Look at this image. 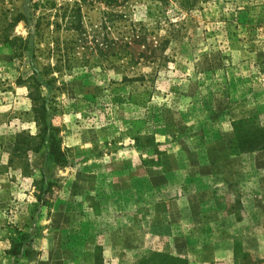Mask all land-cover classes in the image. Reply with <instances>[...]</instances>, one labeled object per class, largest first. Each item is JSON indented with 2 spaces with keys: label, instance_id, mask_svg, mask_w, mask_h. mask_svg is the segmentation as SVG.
Returning a JSON list of instances; mask_svg holds the SVG:
<instances>
[{
  "label": "rangeland",
  "instance_id": "rangeland-1",
  "mask_svg": "<svg viewBox=\"0 0 264 264\" xmlns=\"http://www.w3.org/2000/svg\"><path fill=\"white\" fill-rule=\"evenodd\" d=\"M84 2L0 0V264H264V0Z\"/></svg>",
  "mask_w": 264,
  "mask_h": 264
},
{
  "label": "trees",
  "instance_id": "trees-1",
  "mask_svg": "<svg viewBox=\"0 0 264 264\" xmlns=\"http://www.w3.org/2000/svg\"><path fill=\"white\" fill-rule=\"evenodd\" d=\"M86 2V0H84ZM102 1V4L105 5L107 9L113 10L117 9L119 7L124 6L125 3H128L130 0H100ZM145 1H155L158 6V11L160 17L164 16H172L173 18H167L165 17V23L172 27L171 31L169 32L172 38H177V36H186L189 38V30L193 27V36H196L198 25L196 24L194 16L197 15L198 11L201 9L197 7L198 3H204L206 0H175L178 4V8L173 5L172 12L168 13V5L170 6V0H145ZM84 2V3H85ZM74 7H69V10L65 11L62 22L64 24V28L67 32H70L73 34L72 38H74L77 42H83L84 40H80L82 38V35H86L87 32L83 28L82 23V9L79 3L75 2L73 5ZM164 8V9H163ZM193 15V18H192ZM118 18V16H115ZM193 19V23H192ZM175 20V22H174ZM226 22V21H225ZM162 23H157V29L160 30ZM56 28H59L61 25L56 24ZM157 31V30H156ZM255 31V27L252 26V32ZM158 32V31H157ZM156 32L155 30L150 31L145 26H140L137 28L136 26H131V29L128 32H120L119 38L117 40V43L120 47L124 50H131L134 49V47L140 46L142 48L141 52L139 53V58H149L150 60L155 61L157 57V53L162 49L164 46V43L159 40L155 45L152 43H148L149 37L151 35H154ZM188 35V36H187ZM78 36L79 38H76ZM76 42V43H77ZM72 43L66 44L65 48L61 49V46H59V43L57 45V51L59 53H64L69 55L72 51ZM96 47H99L97 45ZM149 54V56H147ZM36 112V119L38 122L44 123L46 119V107L37 106V109H35ZM44 134L48 130L46 126H44ZM54 136L51 134L49 136V139L51 140L50 149H51V156L53 157L55 163H60V157L61 153L57 146L54 145L55 140L53 139Z\"/></svg>",
  "mask_w": 264,
  "mask_h": 264
}]
</instances>
